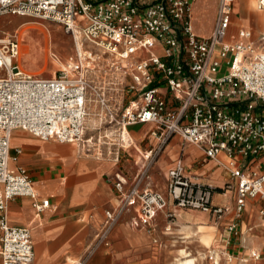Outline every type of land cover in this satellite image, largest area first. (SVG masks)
Wrapping results in <instances>:
<instances>
[{
    "label": "built area",
    "instance_id": "2783aa9c",
    "mask_svg": "<svg viewBox=\"0 0 264 264\" xmlns=\"http://www.w3.org/2000/svg\"><path fill=\"white\" fill-rule=\"evenodd\" d=\"M196 1L0 0V14L59 22L77 46L71 63L43 77L22 69L17 35L0 38L2 264H33L35 258L31 228L9 222L8 202L30 196L38 212L49 205L48 198H37L29 170L11 165L22 152L19 147L12 152L13 130L81 143L86 140L91 105L98 107L100 126L117 125L121 147L131 141L125 135L129 126L150 123V133L158 138V146L147 153L150 163L175 135L199 146L208 158L224 153L236 178V219L247 199L264 200V35L256 43L251 29L240 28L238 39L229 40L234 0H218L211 34L199 36L192 25ZM257 8L264 11V0H257ZM80 31L81 39L101 47L110 61L80 50ZM140 50L146 52L142 58L137 56ZM168 177L167 195L138 183L127 190L120 178L114 187L124 206H137V216L145 224L170 202L175 208L217 215L228 210L212 202L219 187L193 178L181 161L169 169ZM230 186L226 183L221 189ZM175 211L167 215L171 218ZM261 215L264 222V207ZM229 230L237 236L238 222ZM252 255L260 256L256 251Z\"/></svg>",
    "mask_w": 264,
    "mask_h": 264
},
{
    "label": "crops",
    "instance_id": "0c3cea01",
    "mask_svg": "<svg viewBox=\"0 0 264 264\" xmlns=\"http://www.w3.org/2000/svg\"><path fill=\"white\" fill-rule=\"evenodd\" d=\"M238 3L234 0L228 39L237 40L238 30L248 28L253 31V40L260 43L264 35L259 28L262 20L250 17L252 9L248 0H238ZM217 4L218 0H197L193 4L192 25L199 36L211 34ZM56 73L36 75L51 77ZM117 98L121 99L120 92ZM97 111V106H90L86 140L81 143L41 139L22 129L12 132V152L16 147L22 152L18 161L11 165L17 163L26 167L34 180L37 198L49 199V205L41 212L36 210L30 196L10 200L5 209L11 224L31 228L33 264H180V260L194 254L204 234L210 235L212 240L203 252V264H218L213 258L217 252L222 256L219 264H264L261 215L264 200L260 197L247 199L240 218L236 219V178L230 173L231 160L224 153L208 158L199 146L175 135L150 163L147 153L158 146V138L150 133V123L129 126L132 142L121 147L117 144L119 128L115 124L100 126ZM88 130L91 133H87ZM133 138L135 145L128 149ZM176 138L187 146L178 150ZM151 143H154L152 147ZM138 153L142 155L138 157ZM178 161L194 178L218 186L212 202L227 206L228 210L217 215L201 209L175 208L170 202L165 208L167 211L160 210L148 224L142 223L137 216V206H124L114 183L120 178L128 190L134 183L140 188H152L156 181L158 191L165 194L168 171ZM169 165L172 166L165 172ZM160 176L166 180V186ZM226 183L231 186L221 189ZM173 209L176 211L170 218L167 212ZM234 221L238 222L237 236L229 230ZM195 240L197 245L187 244ZM186 246L193 251L182 252ZM255 251L259 257L252 255Z\"/></svg>",
    "mask_w": 264,
    "mask_h": 264
},
{
    "label": "rangeland",
    "instance_id": "374dc122",
    "mask_svg": "<svg viewBox=\"0 0 264 264\" xmlns=\"http://www.w3.org/2000/svg\"><path fill=\"white\" fill-rule=\"evenodd\" d=\"M236 4H239L238 0H236ZM255 12L256 11H251L250 13V17H252L254 20ZM261 18L263 21V29L261 33H263L264 15H262ZM260 23L261 20H258L257 24ZM50 31H52V33ZM53 33L58 37H56ZM255 33L256 31H254V34ZM15 35L18 36L21 44L19 62L22 69L27 72L41 74L43 76H50L52 73L56 71L58 72L59 69L71 63L76 58V45L73 35L66 31L64 26L59 22L29 15H20L17 13L0 14V38H7L9 36ZM255 38L256 37L254 35V39ZM81 41L83 50L94 53L97 52L98 54L102 55V58L105 57L110 61L111 58L109 54L104 53V50L101 47L89 42L86 38H82ZM54 53H58L60 58H56ZM87 133L91 132L88 130ZM126 135L129 137L128 134ZM145 140L147 142L149 141L147 138ZM176 141L179 142V145L175 144V147L178 150L187 146V144L182 142L180 138H176L174 142ZM153 144L154 143H151V147ZM125 145H127V143ZM133 145H135V140L133 144L128 147V149L133 148ZM170 166L172 165H169L165 172H167ZM160 180L162 184L166 186V180L161 176ZM152 188L159 190V186H157L156 181L152 183ZM164 193L167 194L166 188L164 189ZM165 210L167 211V209Z\"/></svg>",
    "mask_w": 264,
    "mask_h": 264
},
{
    "label": "bare ground",
    "instance_id": "6f19581e",
    "mask_svg": "<svg viewBox=\"0 0 264 264\" xmlns=\"http://www.w3.org/2000/svg\"><path fill=\"white\" fill-rule=\"evenodd\" d=\"M248 5H249V7L252 9V11H256L255 12V19H261L262 20V15H264L263 14V12H262V10H259V9H257V0H248ZM260 28V30H262L263 29V21H262V24H261V26L259 27ZM197 30V29H196ZM195 30V31H196ZM51 33H52V31H50ZM54 34V33H53ZM29 35H31V34H29ZM55 35V34H54ZM77 38H78V48L80 49V50H82L83 49V46H82V41H81V36H83L82 35V32L80 31V32H77ZM32 36V35H31ZM56 37H58L57 35H55ZM57 45V44H56ZM77 47V46H76ZM45 51V50H44ZM145 50H140L139 52H138V54H137V56L139 57V58H142V57H144L145 56ZM55 54V53H54ZM45 56V55H44ZM55 56H56V58H60V56H59V54L57 53V54H55ZM46 58H47V54H46ZM126 134H128V136H129V138H131L130 137V135H129V131H128V129H126L125 130V135ZM126 137H127V135H126ZM132 141H130V143H131ZM130 143H128L127 145H130ZM126 145V146H127ZM142 154H140V153H138L137 154V156L138 157H140ZM141 160V159H140ZM245 207V206H244ZM131 219V218H130ZM129 222V221H128ZM215 237V236H214ZM211 240H212V237L210 236V235H201V237H200V239H199V245H198V247H196V249H195V251H194V254L192 255V256H189V257H186V258H184V259H182V260H180L179 261V263L180 264H203L204 263V254H203V252L204 251H206L208 248H209V246H210V243H211ZM197 243H198V241L197 240H195V241H189V242H187V244H196L197 245ZM193 250H192V247H188V246H186V247H184V248H182V252H184V253H186V252H192ZM223 253V252H222ZM231 255V254H230ZM213 258H214V260H215V262L216 263H220V261H221V259H222V256H221V254H219L218 252L217 253H215V254H213Z\"/></svg>",
    "mask_w": 264,
    "mask_h": 264
}]
</instances>
